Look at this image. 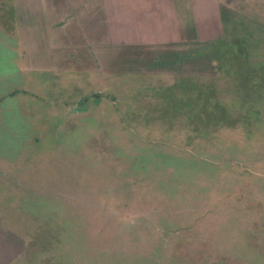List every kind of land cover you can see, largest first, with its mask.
Returning <instances> with one entry per match:
<instances>
[{"label":"rangeland","instance_id":"obj_1","mask_svg":"<svg viewBox=\"0 0 264 264\" xmlns=\"http://www.w3.org/2000/svg\"><path fill=\"white\" fill-rule=\"evenodd\" d=\"M0 264H264V0H0Z\"/></svg>","mask_w":264,"mask_h":264},{"label":"trees","instance_id":"obj_2","mask_svg":"<svg viewBox=\"0 0 264 264\" xmlns=\"http://www.w3.org/2000/svg\"><path fill=\"white\" fill-rule=\"evenodd\" d=\"M196 25H197V26H196L197 28H198V27H199V28H201V25H202V23H201V22H199V23L197 22V24H196ZM227 42H232V41H221L220 43H222V44L226 45V43H227ZM226 48H227V47H226ZM220 54H223V51H222ZM221 57H222V56H221V55H219L218 59L220 60V59H221Z\"/></svg>","mask_w":264,"mask_h":264}]
</instances>
